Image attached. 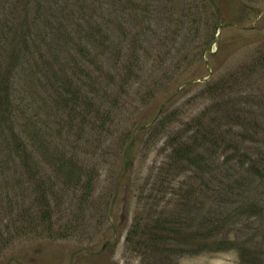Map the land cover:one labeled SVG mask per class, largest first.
<instances>
[{
    "label": "rangeland",
    "instance_id": "1",
    "mask_svg": "<svg viewBox=\"0 0 264 264\" xmlns=\"http://www.w3.org/2000/svg\"><path fill=\"white\" fill-rule=\"evenodd\" d=\"M94 1L97 12L86 9L84 18L76 14L70 29L45 34L48 46L36 55L37 63L24 62L17 68L13 96L19 108L14 111V130L33 156L10 153L9 145L0 143V264L109 260L142 264L125 243L136 214L150 206L152 212L170 214L183 201L169 188L165 199V193L151 191L158 167L171 154L168 143L173 137L198 134L202 129L213 135L214 129L226 130L231 148L215 157L214 150L209 153V176H214L215 168L225 170L220 167L225 158L231 164L240 163L237 144L243 157L264 155V80L242 81L233 87L239 93L214 99V85L241 71L264 41V0H239L241 9L231 5L238 20L223 16L219 35L213 24L207 26L204 21L187 23L179 33L180 25L163 20L175 0L157 2L155 13L144 23L135 18L133 8L137 7L132 5L136 3L131 4L141 0ZM91 32L93 39H89ZM216 39L218 46H208ZM66 63L70 81L76 80L85 90L78 101L71 102L74 117L68 108L59 110L72 96L70 92L60 95L53 74H59ZM241 85H246L244 90ZM254 95L258 98L253 101L250 96ZM86 99L101 105L97 117L89 114ZM107 110L113 117L102 124ZM254 124L260 127L254 130ZM80 173L82 181L93 177L90 194L77 185ZM171 178L174 189L185 196L184 204H192L197 211L196 188L201 189L202 180L189 170ZM210 188L206 212L215 210ZM41 193L52 202L50 218L40 226L30 218H36L34 200ZM252 221L242 218L229 236L262 240L264 217ZM175 264L243 263L232 249L183 256Z\"/></svg>",
    "mask_w": 264,
    "mask_h": 264
},
{
    "label": "trees",
    "instance_id": "2",
    "mask_svg": "<svg viewBox=\"0 0 264 264\" xmlns=\"http://www.w3.org/2000/svg\"><path fill=\"white\" fill-rule=\"evenodd\" d=\"M157 2L163 3L162 0L131 2V4L136 3L132 5V8L137 7L133 8V13L135 11V18L137 17L139 23L151 19L155 13L153 9L159 6ZM233 4L240 5V9L242 8L239 0H175L170 3L168 15L163 20L173 23L175 26L180 25L179 33L187 23L192 24L196 21L199 23L204 21L207 26L213 24L215 31L220 27L221 24L218 23H221L223 16L227 19L231 16L238 20L233 8L230 7ZM86 9L95 13L99 6L94 0L85 5L79 0H0V143L6 142L9 145L7 148L10 153L13 151L27 156L26 158L33 156L27 152V145L19 133L14 130V111L19 108L18 104H15L13 96L14 77L19 74L17 68L24 62L37 63L36 55L39 52L43 53L44 45L48 46L45 34L55 33L60 29H70L69 26L76 22V14L84 18ZM66 12L69 14L66 15ZM139 12L141 14H138ZM91 27L95 28L93 25ZM176 30L174 29L173 32L174 43L177 41ZM93 38L95 35L91 32L89 39ZM42 43L43 45H41ZM212 43H215V40L209 42L208 46ZM253 51H255V55H253L252 61L246 64L241 71L231 72L227 82L222 81L220 85H214V99L220 94L231 97L239 93L240 91L233 87L235 85L238 87L242 81L256 83L264 80V41H261V44ZM66 65L67 63L61 66L59 74H53L56 75L60 84L58 86L62 91L60 95L70 92L72 96L70 101L60 104L59 110L68 108L69 115L74 117L76 112L73 106L70 107L71 102L74 104L78 101L79 96L85 93V90H83V85L76 80L70 81ZM52 69L49 71L52 72ZM245 86L239 87L244 90ZM72 89L74 91H71ZM208 90L212 95L213 88ZM257 98L256 95L250 96L253 101ZM87 101L89 114L93 113L97 117L101 105H95L94 100ZM227 113L229 114L226 110ZM261 113H264V110H261ZM90 115L87 116V119L91 118ZM262 116L264 117V115ZM112 117L111 111H105L102 124ZM232 117L236 120L239 119L237 114ZM258 127L260 125H252L254 130ZM217 129L218 132L214 129V135L207 129H202L198 134L185 132L173 137L168 143L171 154L168 161L158 167V172L151 184L153 186L151 191L165 193L163 196L165 199L169 188L172 195L180 194L185 202V196L174 189L175 185L171 177H177L188 170L192 171L198 180H202L203 184L201 189L196 188L198 192L196 198L198 201L195 200L197 201L195 205L197 211L193 210L192 204L187 207L188 204L181 201L180 208L170 214L167 210L152 212V206L136 214L132 226L126 234L125 243L128 249L140 256L142 264H175L183 256L218 253L232 249L238 251L243 264H264V237L259 241L256 238L243 239L241 236L232 238L228 234L234 230L242 218L256 222L258 218L264 217V155L258 159H254L251 154H245L243 157L244 154H241V149L237 144L234 148L238 152L240 163L234 165L225 158L223 164L220 165V167L225 166V170L216 171L215 168L214 176H209L208 173L212 171L209 167L211 160L209 153L214 150L215 157V155L218 156L219 153L227 152L231 148V143L225 138L226 130ZM125 156L127 160V155L125 154ZM227 164L228 167H226ZM238 166L245 173L241 172ZM81 178L82 175L77 178V185L83 186L82 189L90 194L93 189V177L91 176L85 181H82ZM209 179H214V181L209 183ZM82 182L83 184H81ZM149 183L150 180L147 185ZM210 187L214 190V212L205 210V201L209 200L212 195L208 189ZM258 189L261 190L260 193L257 191ZM51 202L52 200L46 193L37 195L34 200L36 218H30V222L37 220L40 226L45 223L50 218ZM98 264L113 263L109 260L108 262L100 261Z\"/></svg>",
    "mask_w": 264,
    "mask_h": 264
},
{
    "label": "water",
    "instance_id": "3",
    "mask_svg": "<svg viewBox=\"0 0 264 264\" xmlns=\"http://www.w3.org/2000/svg\"><path fill=\"white\" fill-rule=\"evenodd\" d=\"M222 27L219 28V32L221 30ZM215 46H218V39H216L215 41ZM215 51H211V53H214ZM146 126H142L141 128H145Z\"/></svg>",
    "mask_w": 264,
    "mask_h": 264
}]
</instances>
